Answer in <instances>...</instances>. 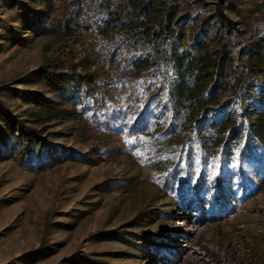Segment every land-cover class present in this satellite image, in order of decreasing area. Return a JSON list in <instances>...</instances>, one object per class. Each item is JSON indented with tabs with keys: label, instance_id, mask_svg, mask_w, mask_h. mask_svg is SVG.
<instances>
[{
	"label": "rangeland",
	"instance_id": "obj_1",
	"mask_svg": "<svg viewBox=\"0 0 264 264\" xmlns=\"http://www.w3.org/2000/svg\"><path fill=\"white\" fill-rule=\"evenodd\" d=\"M0 264H264V0H0Z\"/></svg>",
	"mask_w": 264,
	"mask_h": 264
},
{
	"label": "trees",
	"instance_id": "obj_2",
	"mask_svg": "<svg viewBox=\"0 0 264 264\" xmlns=\"http://www.w3.org/2000/svg\"><path fill=\"white\" fill-rule=\"evenodd\" d=\"M171 20V14H169ZM256 46L250 45L249 53L257 51ZM259 52V51H257ZM185 60V59H184ZM195 59H188L185 63L183 60L178 61V66H185L190 72L188 76L182 75L178 77V81L170 89V98L174 101V117L179 116V111L183 109L186 117L179 126L195 125L193 131L197 134L207 130L210 125L219 127H226L232 120V115L219 113L217 110L209 112L208 105L213 100L217 88L226 85L224 61L225 55H218L215 60H207L205 57H199L198 61ZM47 79L50 84H55L60 77L47 73ZM153 90V89H152ZM150 90V91H152ZM222 114V115H221ZM233 120H236L233 118ZM239 128H233L232 134L240 131ZM220 180V179H219ZM221 181V180H220ZM219 195L224 194V188L220 186Z\"/></svg>",
	"mask_w": 264,
	"mask_h": 264
}]
</instances>
